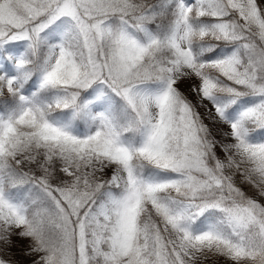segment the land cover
<instances>
[{
    "label": "snow or ice",
    "instance_id": "6c2138e0",
    "mask_svg": "<svg viewBox=\"0 0 264 264\" xmlns=\"http://www.w3.org/2000/svg\"><path fill=\"white\" fill-rule=\"evenodd\" d=\"M0 264H264V0H0Z\"/></svg>",
    "mask_w": 264,
    "mask_h": 264
}]
</instances>
